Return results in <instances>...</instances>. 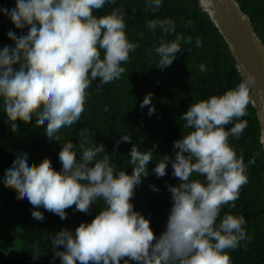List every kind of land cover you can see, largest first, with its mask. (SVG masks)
Returning a JSON list of instances; mask_svg holds the SVG:
<instances>
[{
    "label": "trees",
    "instance_id": "1",
    "mask_svg": "<svg viewBox=\"0 0 264 264\" xmlns=\"http://www.w3.org/2000/svg\"><path fill=\"white\" fill-rule=\"evenodd\" d=\"M0 44V264H264L260 122L198 0H0Z\"/></svg>",
    "mask_w": 264,
    "mask_h": 264
},
{
    "label": "water",
    "instance_id": "2",
    "mask_svg": "<svg viewBox=\"0 0 264 264\" xmlns=\"http://www.w3.org/2000/svg\"><path fill=\"white\" fill-rule=\"evenodd\" d=\"M219 31L249 89L264 147V45L234 0H198Z\"/></svg>",
    "mask_w": 264,
    "mask_h": 264
},
{
    "label": "rangeland",
    "instance_id": "3",
    "mask_svg": "<svg viewBox=\"0 0 264 264\" xmlns=\"http://www.w3.org/2000/svg\"><path fill=\"white\" fill-rule=\"evenodd\" d=\"M0 46H1V44H0ZM0 205H1V202H0ZM7 255H9V256H13V255H15V251H9V252L7 253Z\"/></svg>",
    "mask_w": 264,
    "mask_h": 264
},
{
    "label": "bare ground",
    "instance_id": "4",
    "mask_svg": "<svg viewBox=\"0 0 264 264\" xmlns=\"http://www.w3.org/2000/svg\"><path fill=\"white\" fill-rule=\"evenodd\" d=\"M264 139V138H263Z\"/></svg>",
    "mask_w": 264,
    "mask_h": 264
}]
</instances>
